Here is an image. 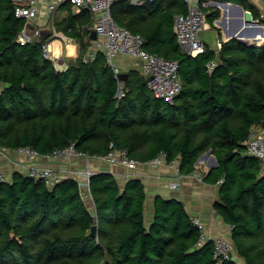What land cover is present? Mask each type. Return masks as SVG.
<instances>
[{
	"label": "trees",
	"instance_id": "1",
	"mask_svg": "<svg viewBox=\"0 0 264 264\" xmlns=\"http://www.w3.org/2000/svg\"><path fill=\"white\" fill-rule=\"evenodd\" d=\"M217 1L259 16L248 0ZM59 9L66 15L52 30L78 44L77 57L63 70L44 54L53 33L20 45L25 21L14 16L12 0H0V148L48 155L73 144L100 156L112 141L139 163L162 153L185 175L211 150L217 166L204 180L218 184L213 207L230 227L240 261L231 256L217 263L213 240L198 244L200 230L178 199L157 196L146 225V193L137 178L120 186L109 172L92 174L89 205L74 177L49 187L15 171L0 180V264H264V169L244 143L252 126L264 130V45L231 38L218 51L205 44L204 52L190 56L173 31L174 16L186 12L182 0L114 3V19L143 38L144 50L178 62L181 88L169 103L152 94L139 71L119 81L104 54L91 51L87 10ZM203 9L212 24L218 11Z\"/></svg>",
	"mask_w": 264,
	"mask_h": 264
},
{
	"label": "built area",
	"instance_id": "2",
	"mask_svg": "<svg viewBox=\"0 0 264 264\" xmlns=\"http://www.w3.org/2000/svg\"><path fill=\"white\" fill-rule=\"evenodd\" d=\"M118 1H126L130 5L140 6L146 2L153 3L156 0H12L14 5V16L21 18L27 22L35 24L38 28L41 25L38 18L43 13H52L59 9L61 5L69 4L74 13H79L87 10L92 16V26L86 27L88 30H95L96 38L91 40V51H101L106 59L108 66L112 69L114 76L117 78L121 73L116 65V58L120 55L138 58L142 61V73L146 78L147 88L156 98L163 99L171 103L174 97L179 93L181 84L178 78V62L176 60L165 59L157 54L149 53L143 49V38L139 34L133 33L129 28L119 25L113 17L112 5ZM186 5V12L177 14L173 19V31L176 37V42L182 52L196 56L204 52L205 42L201 38V32L206 28V12L203 8L213 6L214 0H182ZM259 16L254 19L257 25H263ZM54 30V29H53ZM54 34L55 31H54ZM37 36V35H35ZM34 36L25 32V29L20 31L16 38V42L20 45H25L32 40ZM252 45H258L259 37L250 38ZM222 42H217V48L220 49ZM44 54L48 55V43L43 44ZM90 53L88 54V56ZM214 66V62L207 64V69L210 71ZM118 79V78H117ZM124 95L120 91L117 96L120 98ZM246 153L254 156L257 160L264 163V130L258 126H252L248 136L244 141ZM19 152L29 155L30 157L46 156L51 158L77 159L84 158L86 161L89 155L75 149L73 144L68 145L64 149L54 150L51 154L41 155L35 150L29 148H19ZM107 163L125 166L129 169L135 168L137 161L131 159L126 150L118 149L110 141L108 144V152L96 156ZM150 166L156 167L167 163L162 153L155 158L145 162ZM173 163V162H171ZM27 175L36 179H42L47 186H52L61 178L58 176L54 168L39 167L36 165L29 166L26 170ZM93 174L87 167L80 174L82 178L89 184V178ZM0 180H5L0 176ZM177 183L173 184L176 187ZM192 222L200 230V245L207 239L204 233V226L199 218H192ZM213 257L219 263L222 259L231 257L233 251L232 242L224 237L213 238Z\"/></svg>",
	"mask_w": 264,
	"mask_h": 264
},
{
	"label": "crops",
	"instance_id": "3",
	"mask_svg": "<svg viewBox=\"0 0 264 264\" xmlns=\"http://www.w3.org/2000/svg\"><path fill=\"white\" fill-rule=\"evenodd\" d=\"M248 1L254 5L255 9L258 11L259 17L264 20V0ZM215 4L214 0L213 6L210 8H212L213 11L217 10L219 15L214 19L212 24L206 21L207 25L201 32V36L203 37V40L204 38L206 39L207 34L211 33L212 27L216 26V30H219L220 35V30L222 31V39L217 38L215 44L204 40L206 45L211 49L218 51V41L226 42L231 38H236L241 43L251 45L250 38L252 37H259L260 43L258 46L264 45L263 25L246 23L243 19V15L236 6L229 5L228 10H225L222 6L223 4H218L219 7ZM215 6L218 8H215ZM60 12L61 14L59 15L58 13ZM62 13L64 14L62 15ZM55 14H58V16H61L62 18L66 15V11L58 9L52 13H43L38 18V22L43 26L45 25L53 28ZM258 32L261 33L260 36L257 35ZM55 33L56 34H53L54 39L46 42L48 43L47 57L53 61L57 70H63L66 68L71 58L77 57L78 44L74 39L63 33L56 31ZM54 42H59V47L61 48L59 56L55 55L49 47ZM70 43H75L76 45L75 55L68 54V44ZM91 46L92 41L90 48ZM116 65L122 73H127L130 70H137L143 75L142 61L138 58L120 55L116 58ZM206 152L203 153L205 156L195 164V170L192 173L185 175L179 173L178 161L156 167L150 166L145 162H138L135 168L129 169L125 166L107 163L96 156H90L88 161L84 158L65 159L46 156L30 157L27 154L19 152L18 149L0 148V176H3L5 180H10L13 172L19 171L26 173L29 166H50L55 169L61 179L65 177L76 178L86 194L89 205H92V203L88 196V183L80 175L85 168L88 167L93 174L100 172L111 173L120 186H123L125 181L129 178H137L142 182L146 193L144 203L146 225H148L152 219L153 202L157 196L165 199L175 198L183 202L185 209L191 218H199L204 226V233L207 239L224 237L230 240V227L217 214L213 207L214 203L218 200V184L204 180L209 170L217 166L213 165L212 156L214 155L206 154ZM174 183H177L176 187H173Z\"/></svg>",
	"mask_w": 264,
	"mask_h": 264
},
{
	"label": "water",
	"instance_id": "4",
	"mask_svg": "<svg viewBox=\"0 0 264 264\" xmlns=\"http://www.w3.org/2000/svg\"><path fill=\"white\" fill-rule=\"evenodd\" d=\"M215 3H216V4H223V5H233V6H236V7H238L240 13L243 15V19H244V21H245L246 23H255V21H254V19H253V16H252V13H251L249 10H244L241 6L236 5L235 3H229V4H228V2H226V1H215ZM216 4H215V5H216ZM24 29H25V32H26L27 34H29V35H33V36L37 35V36H39V37H41V38H44L45 36H47V35L50 34L51 32L53 33L52 28H50V27H45V26H40V27L38 28L35 24H33V23H31V22H27V23H25V25H24ZM260 30H261V29H260ZM89 37H90V39H92V40L96 38V32H95V30H92V31H91ZM235 39H236V38H235ZM126 75H127V74L123 72V73L118 74L117 78H118L119 81H121V80L125 79ZM206 154H212V153H211V150H208V151L206 152ZM204 156H205V154H202V155L198 158V160L196 161V164H197V163L199 162V160H201ZM212 159H213V165L216 166V165H217L216 158H215L214 156H212ZM90 232H91V234H92L93 236L96 235V226H95V225L91 226V228H90Z\"/></svg>",
	"mask_w": 264,
	"mask_h": 264
},
{
	"label": "rangeland",
	"instance_id": "5",
	"mask_svg": "<svg viewBox=\"0 0 264 264\" xmlns=\"http://www.w3.org/2000/svg\"><path fill=\"white\" fill-rule=\"evenodd\" d=\"M215 8H218V7L215 6ZM58 14L60 15L61 12L58 13ZM58 14L57 15L55 14L54 21L59 20L61 18V16H58ZM63 14L64 13H62V15ZM45 27H48V26H45ZM220 32H221V35L219 34V30H216V26L215 27H212L211 33L210 34H207L206 39L204 38V40H207L210 43L215 44L217 38H221L222 39V31L220 30ZM201 38L203 39L202 36H201ZM32 40H33V38H32ZM58 66H60V65H58ZM231 256L234 257L237 261H240V259L238 258V256L236 255V253L234 251V246H233V251L231 253Z\"/></svg>",
	"mask_w": 264,
	"mask_h": 264
},
{
	"label": "clouds",
	"instance_id": "6",
	"mask_svg": "<svg viewBox=\"0 0 264 264\" xmlns=\"http://www.w3.org/2000/svg\"><path fill=\"white\" fill-rule=\"evenodd\" d=\"M215 1H217V0H215ZM229 3H233V2H228V4ZM216 5H218V4H216ZM218 7H219V5H218ZM245 10V9H244ZM250 11V10H249ZM251 12V11H250ZM254 19V18H253ZM53 34H54V30H53ZM252 45V44H251ZM258 46V45H257ZM50 48H51V50H52V52L55 54V55H57V56H59L60 55V53H61V48L59 47V42H54L53 44H51L50 46H49ZM68 54L69 55H75L76 54V45H75V43H70V44H68ZM122 73V72H121Z\"/></svg>",
	"mask_w": 264,
	"mask_h": 264
}]
</instances>
